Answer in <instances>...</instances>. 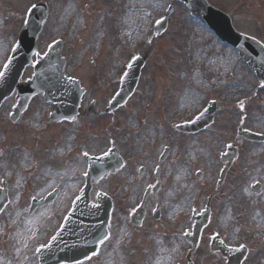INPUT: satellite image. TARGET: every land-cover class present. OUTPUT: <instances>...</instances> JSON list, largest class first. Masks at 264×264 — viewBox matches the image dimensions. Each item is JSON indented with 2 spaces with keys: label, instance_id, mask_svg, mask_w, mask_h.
I'll return each mask as SVG.
<instances>
[{
  "label": "rangeland",
  "instance_id": "obj_1",
  "mask_svg": "<svg viewBox=\"0 0 264 264\" xmlns=\"http://www.w3.org/2000/svg\"><path fill=\"white\" fill-rule=\"evenodd\" d=\"M39 1L47 3L49 13L37 52L62 40L64 72L84 88L81 115L69 123H52V105L41 95L31 98L15 122L8 117L14 97L0 107V188L5 184L8 198L0 211V264H37L35 248L52 235L70 197L83 185V155L102 154L111 142L125 164L98 180L90 193L91 199L104 193L113 201L109 235L95 255L77 264H185L189 245L183 234L190 228V209L202 210L214 191L223 166L220 154L234 142L239 126L264 135L263 85L237 52L191 18L178 0H0V69L22 14ZM206 1L231 15L237 31L264 44V0ZM170 2L167 30L151 40L152 23ZM149 47L132 95L104 113L127 59ZM31 74V67L25 68L19 81ZM212 100L219 108L209 126L188 135L174 130V123L191 119ZM155 167L159 220L149 216L143 226L132 227L128 211L156 181L149 175ZM255 183L258 194L252 191ZM55 187L59 194L52 204L30 209L32 199ZM146 203L151 212L154 203ZM210 208L193 264H225L209 251L213 235L227 245H247L241 264H264V141L238 144Z\"/></svg>",
  "mask_w": 264,
  "mask_h": 264
},
{
  "label": "water",
  "instance_id": "obj_2",
  "mask_svg": "<svg viewBox=\"0 0 264 264\" xmlns=\"http://www.w3.org/2000/svg\"><path fill=\"white\" fill-rule=\"evenodd\" d=\"M202 4L204 7L197 5V9L207 8L210 17H216L217 16L215 11H213L211 8L208 9L209 7H207L205 5V3L202 2ZM214 22H215V25L217 27H220V22L217 19L214 20ZM41 23H42V20L39 17L38 11L33 10L31 18L28 20L25 28L23 29V31L20 34V38H21L20 44L16 50V53L13 56V59L10 62L9 70L13 71V73H10V72L4 73V75L0 79V103L3 101V99L6 96H8L13 91V89L15 87H18V94H17L18 100L21 98V96H19V95H21L20 93L26 92L25 90L28 89L29 87L34 88V89L30 90V95L37 91V90H35V89H37V87L41 89V87L37 85L38 78L40 77L41 74H43L45 72L46 69L53 67V63L48 62V60L52 61V59L55 58L56 60L59 61L60 58L58 56V53L53 52L50 49L49 52L44 57L38 58L37 63L33 65V67H34L33 81H31L29 83H25L21 86H18L17 82H15L16 78L20 75V72H21V69L23 68V66L26 63H28V57L26 55H28L31 50L34 51V44H33L34 38H32V37L36 34V31L40 28ZM32 33H33V36H32ZM226 34L231 36V37H234V35H235V33H233V31L231 29H228L226 31ZM251 46H252V44L251 45L244 44L245 50L248 51L247 52L248 54H245V59L253 67V69L260 75L259 76L260 79H264V52L262 51V50H264V48H262V50L258 49V51L253 52V49ZM60 64H61V69L59 70V75L61 77H63V73H62L63 62L60 61ZM17 70H18V72L19 71L20 72L18 73ZM52 71L57 72L55 68L52 69ZM55 75H57V73H55ZM44 97H45V100H50L52 98V96L49 95V93H46V94L44 93ZM53 99H54V101H56V98H53ZM122 100H124V96H119L117 98V100L115 101V104L120 103ZM26 103H27V100L24 102L23 105H22V101H19V104L13 108L14 112H13L12 117L14 119H17L20 112L25 107ZM55 103L57 104L58 102H55ZM57 106H58V104H57ZM67 109L68 108L64 109V111L61 112V114L65 115L67 113ZM74 109L75 108H70V110H74ZM104 157L105 156L98 157L92 162L93 169L95 171H96V169H98L99 167H101L103 165L102 162L101 163H98V162L105 161ZM98 173L99 172H97V174ZM99 200H101V198L98 199V201ZM76 208L80 209V206L78 205V201L76 202ZM203 223L204 222L197 223L195 225L194 233L190 238V240L193 243V246L195 245L196 238L198 236L199 230H200ZM90 239H92V238H90ZM91 244H92V240L87 243V246H90ZM65 261H67V260H65Z\"/></svg>",
  "mask_w": 264,
  "mask_h": 264
},
{
  "label": "snow or ice",
  "instance_id": "obj_3",
  "mask_svg": "<svg viewBox=\"0 0 264 264\" xmlns=\"http://www.w3.org/2000/svg\"><path fill=\"white\" fill-rule=\"evenodd\" d=\"M33 7H35V6H33ZM157 23H159V21H157ZM35 55H39V53H36ZM133 59H137V58L134 57ZM5 67H8V65H5ZM129 67H131V65H129ZM3 75H4L3 73H0V77H2ZM85 155H87V153H85ZM53 239H55V237H53ZM104 239H107V237H105ZM99 242H100V243H103L104 240L101 239ZM94 254H95V253H94Z\"/></svg>",
  "mask_w": 264,
  "mask_h": 264
},
{
  "label": "bare ground",
  "instance_id": "obj_4",
  "mask_svg": "<svg viewBox=\"0 0 264 264\" xmlns=\"http://www.w3.org/2000/svg\"><path fill=\"white\" fill-rule=\"evenodd\" d=\"M135 18H136V16H135V15H133L132 19H135Z\"/></svg>",
  "mask_w": 264,
  "mask_h": 264
}]
</instances>
